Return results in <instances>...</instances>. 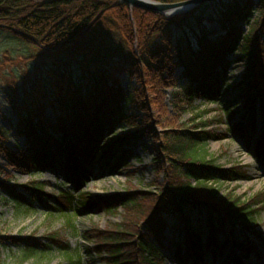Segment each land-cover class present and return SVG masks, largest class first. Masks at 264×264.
Returning <instances> with one entry per match:
<instances>
[{
  "label": "trees",
  "instance_id": "trees-1",
  "mask_svg": "<svg viewBox=\"0 0 264 264\" xmlns=\"http://www.w3.org/2000/svg\"><path fill=\"white\" fill-rule=\"evenodd\" d=\"M254 10L258 19L250 18ZM212 25L219 28L214 38ZM1 40L17 53L10 59V52L4 50L5 61L31 64L30 70L20 73L19 85L12 82L1 90L6 112L16 115L14 120L1 114L6 124H0V156L9 167L34 172L55 167L77 186L93 162L110 172L123 165L132 146L144 138L159 146L152 161L154 173L163 174L164 181L154 185L155 192H139L142 200L151 203L148 213L141 211L137 194L106 199L100 207L85 195L78 197L79 206L110 213L122 207L129 215V222L125 217L115 228L96 235L97 253L104 264H163L160 250L166 218L174 221L171 228L177 238L169 244L177 264L188 257L200 263L204 251L214 254L228 245L218 242L225 230L232 235L233 247L250 253L252 244L245 236L237 237L235 230L238 226L252 230L258 198L251 203L233 193L223 195L213 186L249 180L241 168L223 169L210 159L206 144L223 136L196 123L198 114L191 119L194 129L156 132L132 111L149 115V104L154 103L149 95L160 102V89L165 88L172 91L171 103L179 112L198 100L205 106L218 104L219 114L229 120L231 110L219 103L221 81L215 69L224 71L228 58L236 55L244 68L239 97L248 113L247 123L238 128L247 136L259 112L264 133V0H211L173 16L131 9L116 0H0ZM133 78L138 86L130 84ZM46 109L55 113L53 120L44 122ZM123 125L134 131L117 135L115 129ZM10 137H14L12 145L7 144ZM253 147L264 160V138ZM8 180L0 182V189L16 207H29L40 197L38 182L23 185L20 194ZM59 196L61 209L55 211L64 215L70 228L73 197ZM45 239L49 244L34 237H0V264H6L4 249L14 264H24L50 251L52 245L65 254L70 250L57 233ZM234 258L233 264H242L241 258ZM68 259L67 264H83L80 257Z\"/></svg>",
  "mask_w": 264,
  "mask_h": 264
},
{
  "label": "rangeland",
  "instance_id": "rangeland-1",
  "mask_svg": "<svg viewBox=\"0 0 264 264\" xmlns=\"http://www.w3.org/2000/svg\"><path fill=\"white\" fill-rule=\"evenodd\" d=\"M259 13L254 10L250 13V18L258 19ZM215 32L212 38L219 33L218 26H209ZM4 50L11 54L10 59H15L17 53L15 49L11 51L10 44L1 40L0 42V124L5 125L6 121L1 118L2 112L10 115L14 120L15 114H11L4 106V95L1 93L3 88H7L11 83L20 84L19 76L23 70L31 69L30 62L24 64L22 60L5 61L3 59ZM7 57H10L7 55ZM3 63H11L10 65L2 66ZM218 79H220L219 103L226 109L231 110V118L229 120L219 114L216 103L208 105L201 104L198 100H192V108L181 113L174 107L172 101V91L170 89H160L161 101L158 102L154 96L149 95L150 102L148 114L133 110L138 121L143 124H148V127L156 132H165L172 128L194 129L191 121L195 114L197 115L196 123H203L204 130L213 133L216 136H223L220 139L210 140L205 148L210 159L214 160V165L223 169L241 168L249 176V180L237 179L235 181H226L224 183L213 184L220 190L221 194L233 193L244 199H249L252 203L256 199L255 223H251L253 227L251 231H246L241 226L235 230V235L241 238L247 237L252 244L253 249L250 253L240 252L239 250L226 245L219 252L217 257L210 258L208 251L203 254V261L192 264H232L233 257L244 256L243 264H264V160L257 157L253 143L261 141L264 138L263 130L260 126L261 116L259 112L254 117V126L247 136H244L238 126L247 123L248 113L242 104L239 97V84L242 82L244 74L243 66L236 61V55H231L228 58V64L223 72L220 68H216ZM131 85L138 86V83L133 78L129 81ZM127 81L123 79V85ZM54 111L46 110L43 114V121L53 120ZM225 122L220 124L217 118ZM138 122V123H139ZM133 132L134 128L128 125H123L119 130L115 129V133ZM108 137H103L106 141ZM14 137L8 139L7 144L12 145ZM159 146L150 138H144L139 143L132 146V154L123 165L116 167L113 171H108L106 166H99L97 163L89 165L88 172L79 178L77 186H73L63 173L55 167L48 169H40L41 171L34 172L33 170H19L9 167L0 156V182H3L6 177H9L8 185H14V189L23 193L21 188L23 185L31 181L38 182L42 189L40 197L34 198L29 207H16L7 200V196L0 189V237H14L18 239H27L34 237L41 243L49 244L45 239L47 236L57 233L61 241L68 243L69 249L67 254L60 252L57 247L52 245L50 251L36 256L34 259L24 262V264H67L68 258L80 257L83 264H104L103 260L97 253V244L95 237L100 231L111 230L116 225L124 222L126 212L122 207L117 208L116 212H98L94 206H79L78 197L85 195L89 197L95 206L100 205L112 197L120 195L127 196L137 194L136 199L142 205V212L148 213L151 203L142 200V195L139 192H155L154 185H162L164 175H156L154 173L153 156L157 153ZM6 173L7 175H4ZM193 185L194 181H190ZM153 184V185H152ZM60 193H69L73 197L71 214L73 226L67 227L65 224L64 215L55 211L60 210L57 199L60 198ZM259 196V197H257ZM146 206V207H145ZM48 212H53L48 215ZM67 213L68 211H63ZM136 212V210H135ZM129 222V215H127ZM141 220V219H140ZM139 221V220H138ZM137 221V222H138ZM174 221L166 218V226L162 232L163 247L160 250V256L163 264H177L173 257L174 248L170 241L175 240L176 233L171 226ZM258 232L259 236L255 237L252 232ZM234 235V236H235ZM235 236V237H236ZM232 235L225 230L218 236V242H227L232 240ZM234 237V238H235ZM12 252L17 254V251L12 248ZM11 253L4 249L2 257L6 264H14L11 258ZM181 264H191L189 257Z\"/></svg>",
  "mask_w": 264,
  "mask_h": 264
},
{
  "label": "water",
  "instance_id": "water-1",
  "mask_svg": "<svg viewBox=\"0 0 264 264\" xmlns=\"http://www.w3.org/2000/svg\"><path fill=\"white\" fill-rule=\"evenodd\" d=\"M118 3L125 4L130 8H138L144 11L164 15L173 16L178 13L186 12L204 2L211 0H186L179 3L164 4L152 0H116Z\"/></svg>",
  "mask_w": 264,
  "mask_h": 264
}]
</instances>
